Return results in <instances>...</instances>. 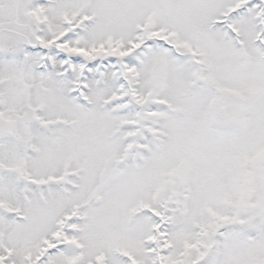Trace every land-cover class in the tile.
<instances>
[{"label": "snow or ice", "instance_id": "6c2138e0", "mask_svg": "<svg viewBox=\"0 0 264 264\" xmlns=\"http://www.w3.org/2000/svg\"><path fill=\"white\" fill-rule=\"evenodd\" d=\"M0 264H264V0H0Z\"/></svg>", "mask_w": 264, "mask_h": 264}]
</instances>
